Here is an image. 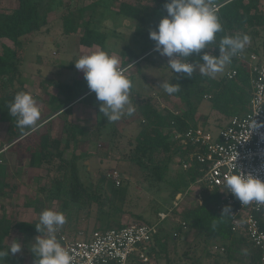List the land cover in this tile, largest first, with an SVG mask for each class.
I'll use <instances>...</instances> for the list:
<instances>
[{
    "label": "trees",
    "instance_id": "16d2710c",
    "mask_svg": "<svg viewBox=\"0 0 264 264\" xmlns=\"http://www.w3.org/2000/svg\"><path fill=\"white\" fill-rule=\"evenodd\" d=\"M70 2L71 0H19L17 7L9 12L0 9V40L4 39L12 43V46L2 44L0 49V123L5 124L4 137L7 139L0 148V155L11 149L16 152L15 156L20 163L19 158L22 154H26L29 156L30 169H44L52 175L49 185L40 188L39 192L42 193L44 202L58 203L61 211L65 212L66 220L81 214L87 218L94 212L97 219L104 216L108 221L93 230L120 228L121 225L117 220L126 212L115 203L119 186L113 184L112 192L106 193L98 184L86 186L79 176L78 163L81 160L91 157H100L102 160L107 156L110 157L114 152L113 148L118 145L123 135L115 122L109 123L99 112V102L95 94L88 89L83 75L80 79L73 78L65 82L55 78L42 79L40 85L45 89L44 94L48 96L46 106L49 116L46 119L54 114L67 118L72 114L73 105L82 102L94 110L93 125H80L64 119L58 137L49 130L39 132V124L43 120L38 121L34 129H21L17 126L16 118L9 114V105L14 96L20 91L27 92L21 81L20 71L24 61L26 40L24 38L40 32L48 23L49 17L57 12L54 16L61 21L63 35H78L82 30L79 35V43L82 46H97L99 50L110 53L106 47L108 37L121 36L123 33L112 29L110 32L101 30L99 23L103 19L101 17L109 13L114 17L132 21L133 27L129 30V35L134 41L141 42L144 48L141 53H136L134 49L124 45L118 51L121 60L119 69H124L123 75L132 83L130 90L132 104L126 106L125 115L121 119L128 116L127 107H134L133 112L139 116V131L135 137L128 139L129 150L123 151V157L117 160L127 166L136 167L137 183L146 184L149 188L166 180V175L174 162L177 161L181 166L183 161L189 159L194 146L190 143L183 144L181 139H174L173 134L183 135L189 129L197 127L196 114L205 99L210 103L213 112L227 119L248 111L249 74L246 65L236 59L237 55L232 58L227 70H236V75L231 79L227 78V72L219 79L196 71L192 77L172 73L167 66L166 58L154 51L155 42L149 39L148 35L150 30H156L160 19L166 16L163 5L167 0L148 2L140 0L135 5L123 0H94L86 5L74 6H71ZM116 4L118 7L115 9ZM213 4L219 6L216 12L223 31L217 33L215 41L203 51L214 56L219 55V43L223 37L247 34L251 38L248 44L256 53L253 54L257 55L259 52L254 48L256 43H261L264 60V13L259 11L260 0H213ZM189 62L195 63L196 66L202 63L199 55L190 57ZM73 63L75 62H69L68 68H74ZM133 67L137 74H143L142 76L146 75L145 71L152 69L160 71L163 75L165 68H168L169 83L179 84L181 88L179 92L171 95L184 105L185 109L182 113L175 115L167 107L159 111L157 85L154 87V95L138 91L135 87L136 78L127 75ZM49 88H52L55 94L48 93ZM106 130L109 145L107 150L97 149L92 156L88 153L77 154L80 148L99 143ZM22 142L23 144H19ZM69 151L71 155L67 157ZM5 164H0L2 166L0 172L3 176L0 180V198L10 199L17 188L6 181L9 174ZM198 169L199 167L194 163L187 171L181 166L178 180L171 183L175 191L173 198L184 193L189 184L200 176ZM122 173L127 172L122 171ZM11 174L13 177L14 173ZM202 190L199 204L183 209L171 230L161 227L153 236L148 256L151 259L164 260L166 264H198L199 261L194 254L201 248L203 258L215 263L237 261L241 264H262V251L255 248L245 236L231 230L229 215L221 216L222 209L230 206L224 197L217 189ZM40 199L37 197L32 207L39 215L42 212ZM137 218L140 219V216ZM110 220H116V225L114 222L110 223ZM38 222L39 220L36 219L31 222H16L6 214L0 216V251L11 248L7 244L8 238L14 234L21 237V253L13 254L9 250L7 256L0 258V264H35V257L31 251L35 238L46 235L36 231L35 226ZM260 228L264 231V218H260ZM59 229L55 233L58 241V233L64 234L66 231L65 224ZM172 230L173 236L170 238L169 231ZM86 231L87 228L78 227L73 231L72 238L79 237L80 233L86 238L89 234ZM189 232H193L194 237L188 242L186 234ZM170 241L185 246L184 251L181 254H177L178 251L177 253L170 251ZM214 247L218 249L214 250ZM220 248H223V251H220ZM133 261H136L135 264H143L135 258Z\"/></svg>",
    "mask_w": 264,
    "mask_h": 264
},
{
    "label": "rangeland",
    "instance_id": "374dc122",
    "mask_svg": "<svg viewBox=\"0 0 264 264\" xmlns=\"http://www.w3.org/2000/svg\"><path fill=\"white\" fill-rule=\"evenodd\" d=\"M18 1L19 0H0V9L5 12H9L17 7ZM93 1L94 0H71L70 5H86ZM123 1L135 5L140 0ZM141 1L148 2L149 0ZM117 7L118 4H116L114 8L116 9ZM259 11L261 13H264V0H260ZM88 14L86 15V19L88 18ZM54 15H57V12L49 17L48 23L40 32L26 36L24 38V40H26L24 45V61L20 66L21 81L23 82L27 93H30L34 97V99L37 101L38 107L40 108L41 115L38 121L44 120L47 116H49V110L46 106L48 96L44 94L45 89L40 85L42 79L55 78L63 82L69 81L73 78L79 79L83 75V73L81 71H78L75 66L72 69L68 68L69 62H76L81 56L90 55L93 52L99 51V48L97 46L85 47L79 43V35L81 34L82 30L78 35H63L61 30V21ZM101 18H103L99 21L101 30L110 32V29H112L121 31L123 33L121 36L117 37L109 36L106 41V47L110 50L109 54H114L119 59L118 67H120L121 62L118 51L124 45L131 47L136 53L142 52L144 46L141 45V42L134 41L129 35V30L133 27V24L131 23L132 21H126L121 18L114 17L109 13L104 14ZM95 19L97 20V17ZM3 41L4 40H0V49ZM4 43L12 46V43L8 40H5ZM260 45L261 43L257 42L254 48H257L259 51L256 55L258 57V63L264 64L262 49ZM252 53L255 52L252 51L251 45L247 44L245 50L241 55L243 57H247ZM162 57L166 58L164 56ZM167 62L168 58H166V63ZM228 69L229 64L225 66L222 72L217 73L214 78L219 79L223 77ZM164 71L165 73H163L162 75L160 71L152 69L145 71L146 75L142 76L143 74H137L135 67H133L127 72V75L134 77V79L136 78L135 87L138 91H141L144 94L154 95V87L155 85H157L156 91H158L159 93V96L157 98V108L159 111L162 110V107H167L169 111H172L173 113L178 112V114H181L185 109L182 102L174 98L172 95L167 94L163 90V88L159 87L162 82H169L167 76L168 68H165ZM196 72L200 73L199 65L196 67ZM48 93L55 94V91H53L52 88H49ZM93 111L94 110L92 109V107L86 104H77L74 112L67 118L58 116V118L55 119L56 122L52 121L50 123L54 125L55 129L61 127L64 119L69 122L78 123L80 125H93ZM132 114H134V112ZM125 118L126 119L123 118L124 120L115 122V125H117V128L123 135L120 139V142H118V145L113 148L114 152L111 154V156L102 158V160L100 157H91L86 159L84 158L78 163L79 176L86 186L90 184H98V186H102L106 193H111L112 189L114 188V183L110 178L108 179L107 177L112 173V171H117L119 174L121 173V184L117 188L118 194L115 203L119 207H122L126 214H124L119 220H117L118 223L121 226L139 222L153 223L157 221V214L159 212H165L168 207L172 206L173 201H175V199L173 198V193L175 191L171 186V183L178 180L179 174L181 173V166L177 161L174 162L170 166L169 172L166 175V180L153 188H149L146 184H138L136 180V167L127 166L123 163H119V161L117 160L118 158L123 157V151L129 150V147L127 145L128 139L135 137V135L139 131V127L137 124L139 116L137 113H135V116L130 115ZM130 118L134 121H129ZM196 120L198 124L216 130L217 127H221L222 125H224L228 119L224 118L222 115L216 112H213L211 110L210 103L207 99H205L199 106L196 114ZM4 126L5 124L0 123V148L7 140L4 137ZM48 130L52 131L51 128H49ZM39 132H41V130H39ZM55 135L57 134L55 133ZM107 136L108 131L106 130V132H104L102 136V140H100L99 143H97L96 145L90 144L88 147L84 146L86 147L84 149L85 153H88L92 156L96 153L97 149L107 150L109 146ZM82 150L83 149H80L79 153L82 154ZM15 153L16 152H13V154ZM70 155L71 154H67V157H69ZM4 156V154L0 155V164L4 165V163H6V170L8 171L6 172L7 174H9L6 180L10 184L15 183L14 185L16 187L20 186L21 190L15 191L10 199L5 197L0 198V216L6 214L16 222L33 221L34 219L39 220V214L34 212V210L32 209L37 197L41 198L40 200L42 202V211L50 209L53 211L62 212L65 215V212L61 211L57 202H44L43 195L39 192L40 188L49 185L52 175H49L44 169L37 171L31 169L27 171L26 175H19L18 178L17 176L11 177V173L14 171L15 167L13 166V163L8 162V160H10V157L12 155L9 154L7 158H5ZM1 168L2 166L0 165V169ZM122 171H125L127 173H122ZM47 176L49 178H47ZM2 178V172H0V180ZM27 179H29V182L26 181ZM189 193L190 194L184 199L183 203L181 204V207H179L175 212V215L173 217H169L165 221L162 227L163 229L171 230L173 227V223L179 219L178 214L183 209L194 207L199 204V202H201L202 195H198L196 190L189 191ZM137 216H140V219H138ZM107 221V218L104 216H100L97 219V216L94 212L90 217L87 218L83 214L75 218L70 217L66 220V231L64 232V234L72 238L73 231L78 227H85L87 228L86 232H89L95 227L105 224ZM117 221L110 220V223L114 222V225H116L115 223ZM172 236L173 230L169 231V237L172 238ZM193 237V232H189L188 234H186V239L188 242L191 241ZM17 243L21 245V237L17 234H14L12 237L7 239V244L10 247L14 246ZM180 245L177 242L170 241L169 249L170 251H178V253H176L181 254L184 251L183 248L185 246ZM19 253H21V251ZM194 257L198 259V264H241L237 261H230L227 263L218 261L215 263L210 259L203 258L201 248L195 252ZM149 264H166V262L161 259L157 260L153 258L151 259V263ZM262 264H264V262Z\"/></svg>",
    "mask_w": 264,
    "mask_h": 264
},
{
    "label": "clouds",
    "instance_id": "9594fccd",
    "mask_svg": "<svg viewBox=\"0 0 264 264\" xmlns=\"http://www.w3.org/2000/svg\"><path fill=\"white\" fill-rule=\"evenodd\" d=\"M163 8L166 16L160 19L156 30H150L148 35L155 42L154 51L168 58L167 66L172 73L192 77L197 66L189 62V58L199 55L202 61L199 65L200 73L214 77L250 43L251 38L247 34L225 36L219 43V55L214 56L203 51L215 41L216 34L223 31L213 0H167ZM73 64L83 73L88 89L95 94L102 116L109 123L121 120L126 106L132 104V83L120 71L119 59L114 54L99 50L81 56ZM159 87L169 95L181 90L179 84L169 82H162ZM133 111L134 107H127L128 115H132ZM9 114L16 118L19 128L34 129L41 111L30 93L20 91L9 105ZM254 125L253 129L260 127L255 123ZM232 167L236 171L230 173L225 182L228 193L243 205L253 202L264 204V181L252 174L243 173L234 163ZM222 215H232L231 207L225 206ZM65 223L66 217L62 212L46 209L40 213L35 228L38 233L46 235L35 238L31 249L35 264H73V256L65 250L55 235ZM9 250L15 254L21 251V246L17 243L7 251H0V258L7 256Z\"/></svg>",
    "mask_w": 264,
    "mask_h": 264
},
{
    "label": "built area",
    "instance_id": "2783aa9c",
    "mask_svg": "<svg viewBox=\"0 0 264 264\" xmlns=\"http://www.w3.org/2000/svg\"><path fill=\"white\" fill-rule=\"evenodd\" d=\"M214 7L217 10L219 6ZM236 59L246 65L249 74L248 111L230 117L216 130L197 124L196 128L189 129L183 135L173 134L174 139L194 146L189 159L181 163L182 169L187 171L194 163L199 167L200 176L189 184L184 193L176 195L172 206L165 212H159L157 221L153 223H130L120 228L94 230L86 238L83 233L77 238L58 233L59 242L73 256V264H135L133 258L149 264L147 253L153 236L169 217L175 215L190 194L189 191L196 190L198 195H202V189H217L224 197L232 207V215H229L231 230L245 236L255 248L262 251L261 260L264 262V231L260 228L264 204H240L225 187L227 176L236 171L232 167L233 163L243 173L264 181V64L258 63V57L253 53L247 57L239 53ZM235 75L236 70L226 73L228 79ZM173 114L177 115L178 112ZM254 123L260 127L253 129ZM107 178L120 186L121 179L117 171H112ZM217 249L214 247V250Z\"/></svg>",
    "mask_w": 264,
    "mask_h": 264
},
{
    "label": "crops",
    "instance_id": "0c3cea01",
    "mask_svg": "<svg viewBox=\"0 0 264 264\" xmlns=\"http://www.w3.org/2000/svg\"><path fill=\"white\" fill-rule=\"evenodd\" d=\"M4 40V39H3ZM5 41V40H4ZM4 41L2 42L3 44H6V43H4ZM6 45H8V44H6ZM82 77V76H81ZM80 77V78H81ZM79 78V79H80ZM78 79V78H77ZM77 104H81V105H84L82 102L81 103H75L74 105H73V108H72V113L74 112V110H75V107H76V105ZM94 112V111H93ZM132 115H134L135 116V112H134V114H132ZM128 116H130V115H128ZM127 116V117H128ZM137 117V116H136ZM56 118H58V116H57V114H54V115H52L51 117H49L47 120H46V118L42 121V122H40V128L38 129V130H41V132H46L49 128H51V130H52V132L53 133H56L57 134V136L59 137V135H60V132H61V128H62V125H63V123H62V125H61V127L60 128H58V129H55L54 128V125L53 124H51L50 122H52V121H54V122H56L55 121V119ZM95 118V113H94V117H93V119ZM124 119H126V118H124ZM124 119H121V120H124ZM129 121H134L133 119H131L130 118V120ZM136 122V121H135ZM138 122H139V119H138ZM138 122H137V124H138ZM117 126V125H116ZM4 129H5V126H4ZM121 132V131H120ZM123 132V131H122ZM19 144H23V142L22 143H19ZM89 145H87L86 147H88ZM14 147V146H13ZM86 147H82V148H80V149H83L82 150V152L83 153H85V151H84V149L86 148ZM6 150V149H5ZM13 152L14 151H12L11 149H8V150H6L5 151V153H4V157L5 158H7L8 157V155L10 154V155H12L11 157H10V160H8V162H12L13 163V166L15 167V169H14V171L12 172V173H14V175L13 176H17V178L19 177V175L20 176H23V175H26L27 174V171L28 170H31L29 167H28V163H29V156L28 155H26V154H22L21 155V158H19L20 160H21V162L19 163L18 162V160H17V156H15V154H13ZM68 154H71V152L69 151L68 152ZM77 154H81V153H79V150L77 151ZM67 156V155H66ZM93 158V157H92ZM34 171H37V170H34ZM15 174H17V175H15ZM30 180H32V179H30ZM7 181V180H6ZM26 181H28L29 182V179H27ZM8 182V181H7ZM33 182V181H32ZM13 184V183H12ZM15 184V183H14ZM17 188V190L16 191H19V190H21L20 189V186H17L16 187ZM33 209V208H32ZM28 210V209H27ZM26 222H31V221H26ZM92 231H94V230H91V231H89V233L90 232H92ZM149 259H150V263H151V258L149 257Z\"/></svg>",
    "mask_w": 264,
    "mask_h": 264
}]
</instances>
